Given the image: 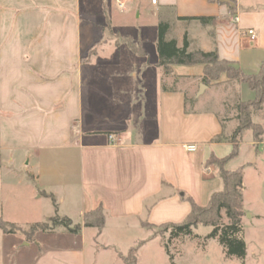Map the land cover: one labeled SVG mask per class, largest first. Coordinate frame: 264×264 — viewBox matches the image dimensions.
I'll list each match as a JSON object with an SVG mask.
<instances>
[{"label":"crops","instance_id":"0c3cea01","mask_svg":"<svg viewBox=\"0 0 264 264\" xmlns=\"http://www.w3.org/2000/svg\"><path fill=\"white\" fill-rule=\"evenodd\" d=\"M96 3L0 0V217L43 222L56 213L49 195L60 215L75 216L60 209L69 203L81 221L98 207L106 217L101 231L83 227L74 238L67 235V246L55 244L52 233L40 231L27 242L0 231V264H87L89 240L97 264L96 236L139 232L147 229L144 222H183L191 211L183 195L206 205L223 186L219 169L206 161L231 151L228 139L213 138L230 136L235 127L228 134L218 111L196 104L232 82L223 74L201 96L204 88L194 87L203 83V65H173L175 74H164L157 65L158 26L168 22L167 39L179 47L186 37L190 51L217 50L254 74L264 61V0H129L116 19L108 1ZM252 28L255 40L243 33ZM93 45L96 52L83 61ZM254 97L241 83L239 98ZM185 98H196L190 111ZM258 151L255 142L242 144L225 163L228 170L245 166L244 190ZM245 211L250 221L262 217ZM143 238L133 236L130 247Z\"/></svg>","mask_w":264,"mask_h":264},{"label":"trees","instance_id":"16d2710c","mask_svg":"<svg viewBox=\"0 0 264 264\" xmlns=\"http://www.w3.org/2000/svg\"><path fill=\"white\" fill-rule=\"evenodd\" d=\"M200 19L203 23L213 20L207 17H192L191 19ZM170 28L168 22H160L158 26L157 39V65L162 68L164 74L174 75L173 65H203L202 82L205 85H210L212 82L219 81L222 74H225L231 82L246 83L251 90L255 92V97L252 100L237 99L233 109L236 111L234 120L236 126L230 136H224V132L213 138V141L220 142L224 138L228 139L232 144L231 151L222 158L210 156L206 164H216L219 169V176L223 181V186L220 190L211 194L209 202L206 205H199L192 198L185 199L191 203V211L183 222L167 223L158 227H164L166 231L172 229V235L182 237L192 233L194 225H204L213 227L211 236L219 238L228 256H236L244 258L246 255V242L244 239V218L246 215L244 207V170L242 166L236 170L226 169L225 163L236 156L239 152L240 138L246 130L254 129L255 134L260 136L263 133V127L260 124L253 122V112L261 110L264 107V61L261 64L260 70L254 74H247L240 68L235 67L233 62L220 58L217 50H189V42L185 37L182 47L178 46L176 39H167V34ZM141 53L145 51L142 48H136ZM96 52L93 46L83 56V61H88ZM196 98H185L186 111L189 103L194 104ZM225 107L226 101L224 102ZM225 117H221L220 121L223 129L226 127ZM56 207V213L43 222L31 224H19L9 222L0 217V231L5 234H22L27 242L35 239L38 232L45 233L54 232L58 226H64L68 232L78 235L83 227H93L101 231L105 226V213L102 207H98L83 215L81 223L74 224L73 220L65 215L58 213L57 200L53 195H49ZM147 227L151 224L144 222ZM167 248V245L165 244ZM139 246L131 248L132 261H126V264H136L137 252ZM168 250V249H167Z\"/></svg>","mask_w":264,"mask_h":264},{"label":"rangeland","instance_id":"374dc122","mask_svg":"<svg viewBox=\"0 0 264 264\" xmlns=\"http://www.w3.org/2000/svg\"><path fill=\"white\" fill-rule=\"evenodd\" d=\"M82 1L84 2L85 0ZM96 1L99 0H91V7H97ZM106 1L111 5V10L115 19L121 18L124 12L120 11L121 9L118 7V3L115 2L116 0ZM134 12L130 13V16H133ZM99 18L101 17L98 16V19ZM99 41H101V39H99ZM93 47L96 48V45H93ZM153 58L154 54H151L150 59ZM87 70L88 69L85 68L83 71V82L85 86L90 85L88 77L91 71ZM221 76H223V74ZM214 83L215 81L210 85ZM201 85H196L194 88L196 90L201 89ZM214 85H216V83ZM240 85V83L232 82L230 86L226 85L222 88L221 92H216L214 89V93L211 94L209 91V93L207 92V94L203 96L205 91H207L205 85L201 93L203 97L200 98L196 104L199 109H214L220 113L221 117L227 118L226 126L228 127V134L232 128L236 126V121L233 119L236 111H234L232 106H234L235 101L240 97ZM217 93L218 96L216 95ZM225 101L227 107H225ZM192 106L193 104L189 103V107ZM252 118L254 123L260 124L263 127V133L257 136L254 129H248L240 138V145L252 141L255 142L256 146L259 148L257 168L249 166L246 175V188L244 190L245 208L257 211L262 217H256L253 221L247 218L244 220V239L246 242V255L244 258L228 256L219 238L210 235L213 230L211 226H204L201 224L194 225L192 227V233L182 237L173 236L172 229L166 231L164 227L147 226V229H140L139 232L134 230L115 232L109 229L108 235L102 237L96 236L95 241H97L96 243L98 244L96 247V254L99 259L97 264H126V261L131 262L132 253L130 250L131 247L133 248L136 246H139L136 255V264H264V107L261 110L254 111ZM250 137L251 139H249ZM214 166L218 169L216 164H214ZM67 208L71 209V213L75 215L74 217L71 216L74 224L81 223V218H78L77 214H75L77 213L75 205L71 207L69 203H67L62 205L60 209L67 211ZM67 235L72 238L75 237V234L68 232L64 226H58L57 229L52 232L54 243L62 246H67L65 244V242H67ZM21 236L24 237L22 234ZM133 236L144 237L143 240L145 243H139L130 247L131 244L129 242ZM90 242L89 240L87 243V264H94L91 255L93 248L90 246ZM109 243L113 244L109 246ZM105 245L108 246V248H105Z\"/></svg>","mask_w":264,"mask_h":264},{"label":"built area","instance_id":"2783aa9c","mask_svg":"<svg viewBox=\"0 0 264 264\" xmlns=\"http://www.w3.org/2000/svg\"><path fill=\"white\" fill-rule=\"evenodd\" d=\"M116 2L118 3V7L120 9H125L126 6L128 5V2L129 0H116ZM232 20L233 21H239V16H235V17H232ZM244 34H248L250 36V38L252 40H255L256 37H257V32L255 29H248L247 31L243 32ZM110 139L112 140H116L115 137L113 135H110L109 136ZM187 148L191 151L195 150L196 149V146L193 144V145H188Z\"/></svg>","mask_w":264,"mask_h":264},{"label":"water","instance_id":"95a60500","mask_svg":"<svg viewBox=\"0 0 264 264\" xmlns=\"http://www.w3.org/2000/svg\"><path fill=\"white\" fill-rule=\"evenodd\" d=\"M203 88H205V84H202V85H201V89H200V91H201Z\"/></svg>","mask_w":264,"mask_h":264}]
</instances>
